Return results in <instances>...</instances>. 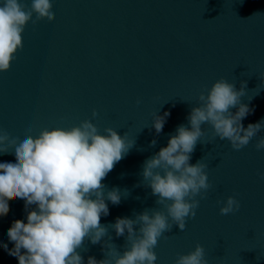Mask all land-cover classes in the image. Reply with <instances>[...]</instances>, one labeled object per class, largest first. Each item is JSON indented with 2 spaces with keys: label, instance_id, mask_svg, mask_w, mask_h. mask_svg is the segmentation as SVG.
Returning <instances> with one entry per match:
<instances>
[{
  "label": "water",
  "instance_id": "obj_1",
  "mask_svg": "<svg viewBox=\"0 0 264 264\" xmlns=\"http://www.w3.org/2000/svg\"><path fill=\"white\" fill-rule=\"evenodd\" d=\"M23 2L30 6L31 0ZM52 3L54 21L29 22L22 50L10 70L0 73V129L22 140L29 127L37 136L45 128L67 129L88 119L101 134L111 127L136 140L102 181L108 189L130 191L119 205L106 201L109 215L101 217L102 224L160 207L150 188L135 187L142 180L143 162L167 146L178 125H187L199 93L216 80L236 81L237 89L247 81L242 102L254 111L242 123L247 127L264 119V0ZM157 112L170 113L159 135L151 127ZM202 127V140L211 143H198L190 163L204 156L212 187L185 229L173 225L165 234L168 239L158 241L156 264H174L178 254L194 250L197 243L205 248L209 264H264V179L258 175L264 173V149H255L264 130L236 151L226 139L212 140L209 125ZM153 139L157 143L150 147ZM0 162L15 163V155H0ZM228 196L240 201V209L221 215L217 201ZM8 203V214L0 216V264H19L3 247H14L7 231L16 220L27 223L28 211L36 206L25 210L20 198ZM109 234L123 252L125 237L117 238L111 229ZM84 247L85 264L89 256L104 258L101 244L85 241Z\"/></svg>",
  "mask_w": 264,
  "mask_h": 264
},
{
  "label": "clouds",
  "instance_id": "obj_2",
  "mask_svg": "<svg viewBox=\"0 0 264 264\" xmlns=\"http://www.w3.org/2000/svg\"><path fill=\"white\" fill-rule=\"evenodd\" d=\"M52 8V0H31L30 6L23 0H0V73L10 70L16 53L22 50V34L29 22L35 26L44 19L54 21ZM261 81L264 84V79ZM248 91L247 81H241L237 89L236 81L224 78L201 91L198 106H192L187 116V125H178L175 133L169 134L167 146L143 162L142 180L135 187L150 188L160 207L134 212V218L117 217L108 224L101 223V217L109 215L106 201L119 205L130 191L119 187L108 189L102 181L128 155L136 140L129 139L126 132L121 136L111 127L101 134L88 119L67 129L45 128L37 136L30 134L29 127V134L22 140L0 129V155L14 154L16 160L0 162V216L8 214V201L15 198L25 201V210L36 206L28 211L27 223L13 222L7 236L14 247L8 249L4 244V249L19 264H85L81 252L88 251L84 244L90 241L93 245L101 244L104 258L89 256L87 264H156L154 249L158 241L168 239L165 234L171 232L173 225L183 231L187 219L195 217L200 200L206 198L212 187L204 156L195 164L190 163L198 143H211L202 140L206 136L202 126L211 127L212 140L226 139L236 151L264 130V119L247 127L242 123L254 111L242 102ZM140 102L137 100V104ZM97 115L93 110V118ZM169 115V112L154 114L151 127L157 135L163 131ZM156 143L153 139L150 147ZM255 149H264V137L256 141ZM258 175L264 179V173ZM217 203L222 204L221 215L233 214L241 206L234 196ZM110 229L117 238L125 237L123 252L112 242ZM174 264H209V261L205 248L197 243L194 250L178 254Z\"/></svg>",
  "mask_w": 264,
  "mask_h": 264
}]
</instances>
